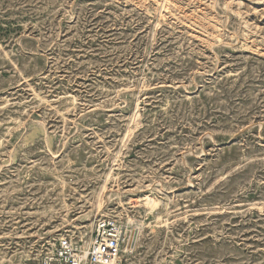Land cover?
<instances>
[{"label": "rangeland", "instance_id": "obj_1", "mask_svg": "<svg viewBox=\"0 0 264 264\" xmlns=\"http://www.w3.org/2000/svg\"><path fill=\"white\" fill-rule=\"evenodd\" d=\"M99 217L115 264H264V0H0V264Z\"/></svg>", "mask_w": 264, "mask_h": 264}, {"label": "built area", "instance_id": "obj_2", "mask_svg": "<svg viewBox=\"0 0 264 264\" xmlns=\"http://www.w3.org/2000/svg\"><path fill=\"white\" fill-rule=\"evenodd\" d=\"M73 235L58 238L53 250L36 264H115L119 257L121 232L116 221L99 217L94 221L91 241L86 250Z\"/></svg>", "mask_w": 264, "mask_h": 264}, {"label": "bare ground", "instance_id": "obj_3", "mask_svg": "<svg viewBox=\"0 0 264 264\" xmlns=\"http://www.w3.org/2000/svg\"><path fill=\"white\" fill-rule=\"evenodd\" d=\"M147 202H153L154 200L146 197Z\"/></svg>", "mask_w": 264, "mask_h": 264}]
</instances>
